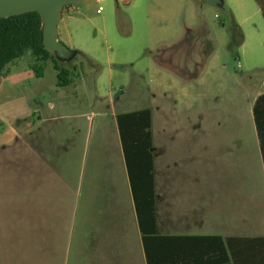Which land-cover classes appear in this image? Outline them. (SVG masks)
Returning <instances> with one entry per match:
<instances>
[{
    "label": "rangeland",
    "instance_id": "rangeland-1",
    "mask_svg": "<svg viewBox=\"0 0 264 264\" xmlns=\"http://www.w3.org/2000/svg\"><path fill=\"white\" fill-rule=\"evenodd\" d=\"M234 23L241 44H231ZM57 40L77 52L57 60L68 85L57 84L50 59L37 63V76L29 50L0 73V264H36L35 234H22V169L44 189L61 240L73 199L65 182L101 146L95 130L114 133V114L150 109L160 178L216 180V131H254L249 102L264 86L256 0H86L62 10Z\"/></svg>",
    "mask_w": 264,
    "mask_h": 264
},
{
    "label": "crops",
    "instance_id": "crops-1",
    "mask_svg": "<svg viewBox=\"0 0 264 264\" xmlns=\"http://www.w3.org/2000/svg\"><path fill=\"white\" fill-rule=\"evenodd\" d=\"M263 93L264 86L255 89L249 102V137L216 131V180L160 178L151 124L153 232L140 227L117 124L113 134L95 130L101 146L90 147L80 178L65 182L73 199L61 240L44 189L30 185L22 169V234H35L36 264H264V164L252 113Z\"/></svg>",
    "mask_w": 264,
    "mask_h": 264
},
{
    "label": "trees",
    "instance_id": "trees-1",
    "mask_svg": "<svg viewBox=\"0 0 264 264\" xmlns=\"http://www.w3.org/2000/svg\"><path fill=\"white\" fill-rule=\"evenodd\" d=\"M256 1L264 18V0ZM220 24L222 23L220 22ZM183 40L187 41V33ZM242 41L239 27L234 23L231 31V44H241ZM205 44L208 46L204 50V60L212 53L210 39H206ZM27 50L30 51L35 61L33 69L37 76L42 74V66L37 63L50 59L54 69L58 71L57 84L66 86L70 83V71L60 67L57 63L59 58L44 50L41 45V21L37 12L32 11L0 18V73H6L8 64L23 56ZM252 113L264 164V93L254 101ZM116 124L140 227L145 230V224L149 225L150 231L153 232L155 216L151 111L148 108H143L118 113ZM216 239L220 238L216 237ZM249 239L260 241L263 237Z\"/></svg>",
    "mask_w": 264,
    "mask_h": 264
},
{
    "label": "water",
    "instance_id": "water-1",
    "mask_svg": "<svg viewBox=\"0 0 264 264\" xmlns=\"http://www.w3.org/2000/svg\"><path fill=\"white\" fill-rule=\"evenodd\" d=\"M86 0H0V18L27 12H37L41 21V45L44 50L59 59H70L75 51L66 48L57 40V24L65 6ZM202 3L221 6L222 0H199Z\"/></svg>",
    "mask_w": 264,
    "mask_h": 264
},
{
    "label": "built area",
    "instance_id": "built-area-1",
    "mask_svg": "<svg viewBox=\"0 0 264 264\" xmlns=\"http://www.w3.org/2000/svg\"><path fill=\"white\" fill-rule=\"evenodd\" d=\"M99 11H100V8L97 9V12H99Z\"/></svg>",
    "mask_w": 264,
    "mask_h": 264
}]
</instances>
